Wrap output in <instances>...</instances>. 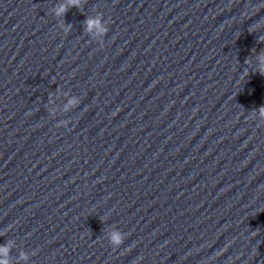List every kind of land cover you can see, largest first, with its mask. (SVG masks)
Wrapping results in <instances>:
<instances>
[{
	"label": "water",
	"instance_id": "water-1",
	"mask_svg": "<svg viewBox=\"0 0 264 264\" xmlns=\"http://www.w3.org/2000/svg\"><path fill=\"white\" fill-rule=\"evenodd\" d=\"M63 2L0 0L13 264H264V0Z\"/></svg>",
	"mask_w": 264,
	"mask_h": 264
},
{
	"label": "clouds",
	"instance_id": "clouds-1",
	"mask_svg": "<svg viewBox=\"0 0 264 264\" xmlns=\"http://www.w3.org/2000/svg\"><path fill=\"white\" fill-rule=\"evenodd\" d=\"M82 0H66V2L60 3L53 8V14L56 17H62L66 14V12L71 7H81ZM65 31L68 29L65 28ZM85 30L93 38H100L107 34L108 27L106 26V22L103 21L102 16L97 15L93 18H89L85 22ZM264 39V37H262ZM258 70L261 73H264V55L258 57L257 60ZM65 103H63L62 107H59V111L63 113H68L71 110L77 108L80 104V101L75 96L65 95L64 96ZM58 107L54 106L51 108L50 114L55 116ZM260 116L264 118V108L259 110ZM61 123L67 124L66 121H62ZM2 237V234H0ZM107 240L113 247V249L119 248V246L123 243L125 239V235L116 229H112L107 234ZM15 248V242L13 240H8L5 244L0 245V264H13V260L11 258V252ZM29 255L23 250L19 251L18 257L15 260V264H29Z\"/></svg>",
	"mask_w": 264,
	"mask_h": 264
}]
</instances>
